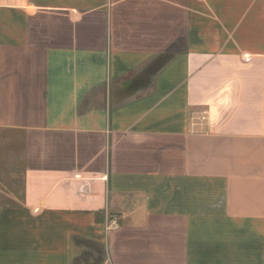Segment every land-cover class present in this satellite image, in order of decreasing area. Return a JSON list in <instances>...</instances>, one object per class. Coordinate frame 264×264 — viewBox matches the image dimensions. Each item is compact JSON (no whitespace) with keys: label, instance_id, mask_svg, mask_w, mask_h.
Masks as SVG:
<instances>
[{"label":"crops","instance_id":"crops-1","mask_svg":"<svg viewBox=\"0 0 264 264\" xmlns=\"http://www.w3.org/2000/svg\"><path fill=\"white\" fill-rule=\"evenodd\" d=\"M0 264H264V0H0Z\"/></svg>","mask_w":264,"mask_h":264},{"label":"built area","instance_id":"built-area-1","mask_svg":"<svg viewBox=\"0 0 264 264\" xmlns=\"http://www.w3.org/2000/svg\"><path fill=\"white\" fill-rule=\"evenodd\" d=\"M117 225H116V223L114 224V227H116Z\"/></svg>","mask_w":264,"mask_h":264}]
</instances>
